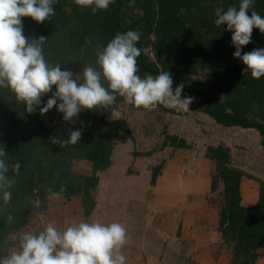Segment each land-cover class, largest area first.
<instances>
[{
  "label": "trees",
  "instance_id": "trees-1",
  "mask_svg": "<svg viewBox=\"0 0 264 264\" xmlns=\"http://www.w3.org/2000/svg\"><path fill=\"white\" fill-rule=\"evenodd\" d=\"M240 0H112L107 10L92 13L74 0H54L55 15L43 23L23 17V34L28 39L45 37L43 54L50 65H61L74 76L88 66L98 67L102 52L117 33H140L137 43L142 52L137 58L138 75L145 78L168 71L175 84L187 87L193 102L206 117L226 129L240 127L258 132L264 148V76L254 79L250 71L234 58L232 32L214 23L215 10L239 6ZM264 17V0H253L249 9ZM251 13H249L250 15ZM264 48V34L253 29L251 42L242 54ZM146 50V51H145ZM105 86L106 85V82ZM56 90L53 86L52 92ZM52 93L42 98L46 104ZM223 98L221 99V97ZM125 100L117 95L109 108L84 109L71 121H65L56 107L41 115L39 107L28 113L14 94L0 88V149L10 166L8 176L14 182L4 190L11 193L8 202L0 190V257L19 250L22 231L46 207L50 196L80 198L85 215L95 210L94 193L100 174L113 164L114 144L131 135L126 120L111 115ZM59 104V101L57 102ZM163 106V105H160ZM70 130H80L81 140L61 146L52 137L64 140ZM162 149L186 150L193 146L184 138L167 134ZM207 156L215 163L214 191L223 196L220 228L233 244L234 264H256L258 249L264 248V181L261 197L252 207L242 205L241 182L244 171L234 168L231 149L223 143L208 147ZM74 161L91 164V176L73 170ZM19 164L17 171L11 165ZM160 166L154 169L152 184ZM11 217V219H9Z\"/></svg>",
  "mask_w": 264,
  "mask_h": 264
},
{
  "label": "clouds",
  "instance_id": "clouds-1",
  "mask_svg": "<svg viewBox=\"0 0 264 264\" xmlns=\"http://www.w3.org/2000/svg\"><path fill=\"white\" fill-rule=\"evenodd\" d=\"M111 2L74 0L81 8L91 7L93 14L107 10ZM53 3L54 0H0V88L10 90L28 113L39 107L44 115L56 107L65 121H71L84 109L109 108L117 95L136 108L151 110L163 105L177 111L189 109L194 98H182L183 84L173 90L170 72L148 74L145 78L137 74V58L142 50L137 47L140 33L134 30L115 35L98 53V67H85L74 76L70 70H61L60 64L50 65L43 54L45 37H25L21 18L31 17L43 23L55 15ZM252 5L253 0H240L238 8H217L214 23L217 27L226 25L224 30L232 32L234 58L246 66L242 73L250 71L252 78L260 79L264 76V48L242 54L243 47L251 42L254 28L264 34V17L255 10L250 12ZM49 93L51 98L41 106L42 98ZM81 135L80 130H70L67 139L52 137L51 141L61 146L75 144ZM6 155L0 149V190L8 202L11 193L4 189L14 181L8 176L10 166L2 159ZM19 167L18 163L11 165V170L15 172ZM127 239L125 226L118 222L80 221L64 230L49 223L38 234L22 235L19 250L0 257V264H125L126 257L120 249Z\"/></svg>",
  "mask_w": 264,
  "mask_h": 264
},
{
  "label": "crops",
  "instance_id": "crops-1",
  "mask_svg": "<svg viewBox=\"0 0 264 264\" xmlns=\"http://www.w3.org/2000/svg\"><path fill=\"white\" fill-rule=\"evenodd\" d=\"M179 137L187 140L184 136ZM227 146L231 149V165L264 176V148L255 153L249 145L241 148L228 143ZM207 148V145L201 147V156L197 154V146L186 149L194 150L195 154L187 161H192L190 166L183 162V158L175 156V160L163 168V176L159 175L154 185L152 181L149 185L139 183L133 174L125 176L126 181L121 182L112 209L96 203L89 217L83 210L77 217H70L68 226L80 222L81 218L87 222L123 224L128 239L120 251L126 257L125 264H234L233 244L225 239L220 228L223 196L220 187L213 192L215 163L207 156ZM201 158L202 168L206 166L205 174L196 178L200 173L193 163ZM168 166L173 178L164 177ZM191 168L193 173H188L191 176L188 177L186 172L192 171ZM182 174H185V180ZM248 175L250 177L244 176L241 182V203L252 207L260 200L261 183L255 180L258 179L255 176ZM103 181L101 179L100 187ZM158 187L161 194L148 193L149 189L154 191ZM258 254L256 264H264L263 247L258 249Z\"/></svg>",
  "mask_w": 264,
  "mask_h": 264
},
{
  "label": "rangeland",
  "instance_id": "rangeland-1",
  "mask_svg": "<svg viewBox=\"0 0 264 264\" xmlns=\"http://www.w3.org/2000/svg\"><path fill=\"white\" fill-rule=\"evenodd\" d=\"M229 42L232 45L231 38ZM179 85L181 84L173 83V90ZM188 95V89L184 86L182 98ZM111 119L119 121L126 120L131 135H126L125 132L126 138L115 142L114 154L112 156L113 164L109 170L100 174V182L101 179L104 181L101 187L99 182L94 193V199L96 203L101 204L105 209H107V207L112 209L116 205L115 203L118 195L116 193L119 191L118 188L122 186L121 182L126 181V179H124L125 176L133 174L139 183L141 181L149 185L152 175L154 174V169L160 166L162 171L159 170V175L162 177L163 168L167 166L168 162H173L175 156L183 158V162H186L185 164L190 166L192 161H187H189L190 157L195 155L194 150L179 151L177 154L172 148L162 149L163 144L167 142V134L186 137L193 146H197L196 151L198 153H196L200 156L201 153H199V151L201 147L206 145L208 147H215L223 142V140L225 141L223 142L225 146H227L228 143L240 145L241 148L243 145H249L253 152L259 148H263L256 130H245L240 127H234L229 130L224 129L222 126L217 125L210 117L208 118L202 114L199 111L198 105L195 103H191L188 110L177 111L160 105L151 110L142 107L136 108L124 101L119 105L118 109L112 113ZM255 153L253 154L255 155ZM201 161L202 158L200 161L198 159L196 163H193V166L196 164L195 169H198L197 172L200 173L196 178L202 176V173L205 174L204 168L206 166L202 168ZM169 169L170 167L168 166L164 177L173 178V173L168 172ZM191 169L192 171L187 170L186 172L188 177H191L188 173H193V168ZM73 170L79 174L92 175L91 164L87 161H74ZM182 175L185 180V174ZM117 182L121 184H117ZM213 192H215L214 189ZM148 193L159 195L161 191L158 187L154 191L149 189ZM220 203L221 201L218 200V204ZM79 212H83L80 198L72 197L68 199L64 196H50L44 210L40 211L38 216L30 221L29 225L22 231L21 237L26 233L38 234L40 231L44 230L49 223L54 224L58 230H64L68 227L70 217H77ZM78 221H83V219L81 218Z\"/></svg>",
  "mask_w": 264,
  "mask_h": 264
},
{
  "label": "water",
  "instance_id": "water-1",
  "mask_svg": "<svg viewBox=\"0 0 264 264\" xmlns=\"http://www.w3.org/2000/svg\"><path fill=\"white\" fill-rule=\"evenodd\" d=\"M234 168L240 169V170H242V171H244V172H246V173H248V174H251V175L255 176V177L258 178L259 180L264 181V176H262V175H260V174H257V173H255V172L250 171V170H248V169H246V168H243V167H234Z\"/></svg>",
  "mask_w": 264,
  "mask_h": 264
}]
</instances>
